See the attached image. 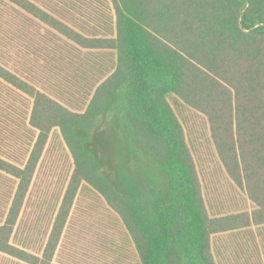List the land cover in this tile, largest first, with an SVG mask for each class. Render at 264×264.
<instances>
[{
  "label": "trees",
  "instance_id": "16d2710c",
  "mask_svg": "<svg viewBox=\"0 0 264 264\" xmlns=\"http://www.w3.org/2000/svg\"><path fill=\"white\" fill-rule=\"evenodd\" d=\"M114 61L72 109L0 65V77L32 98L37 131L27 160L0 158L17 180L0 226V251L28 264L54 253L79 187L120 218L140 264H217L214 235L264 225V0H109L111 36H86L30 0H6ZM174 94L202 113L228 178L250 211L208 213ZM58 128L73 171L40 256L10 242L50 131Z\"/></svg>",
  "mask_w": 264,
  "mask_h": 264
},
{
  "label": "rangeland",
  "instance_id": "374dc122",
  "mask_svg": "<svg viewBox=\"0 0 264 264\" xmlns=\"http://www.w3.org/2000/svg\"><path fill=\"white\" fill-rule=\"evenodd\" d=\"M30 1L86 36L112 35L109 0ZM113 61L112 51L84 49L0 0V65L68 107L85 106L90 89ZM167 100L183 127L208 213L218 217L250 211L248 197L228 178L216 155L204 115L172 93ZM31 105L32 98L0 77V156L15 164L27 159L36 138L29 124ZM72 171L71 154L53 128L16 222L15 234L27 237L28 247L39 240L45 245ZM14 184L0 174V207ZM56 249L55 261L61 264H140L120 218L86 184L72 201ZM212 251L217 264H264V225L216 234Z\"/></svg>",
  "mask_w": 264,
  "mask_h": 264
},
{
  "label": "crops",
  "instance_id": "0c3cea01",
  "mask_svg": "<svg viewBox=\"0 0 264 264\" xmlns=\"http://www.w3.org/2000/svg\"><path fill=\"white\" fill-rule=\"evenodd\" d=\"M28 156H29V154H28ZM28 156H27V158H28ZM0 158H3L5 160H7L5 157H2V156H0ZM7 161H9V160H7ZM25 161L18 162L17 165H21ZM0 174H5V173L2 172V171H0ZM6 175L9 176V177H11L13 180H15V184L11 187V189L9 190V193L7 192V198H6L5 202L3 201L2 206L0 207V226L2 225V223L5 220L6 214H7L8 210H9V207H10V204H11V201H12V198H13V195H14V192H15V189H16V185H17V180L15 178H13L12 176H10L8 174H6ZM15 230H16V225H15L14 230H13V233L11 235L10 242L14 246H16V247H18L20 249H24V250H26V251H28L30 253H33L35 255L40 256L41 253H42V251H43V248H44V242L42 240H39L38 243H37V241H35L34 244H33L34 245V248H30V247L27 246L28 238L27 237H22L21 238L18 234H15ZM212 241H213V237L211 239V247H212ZM55 255H56V251L54 253V258H53L54 260H53V262L55 264H61L60 262L55 261ZM0 264H28V263H26L24 261H21V260H19L17 258H14V257H12V256H10V255H8V254L3 253V252L0 251Z\"/></svg>",
  "mask_w": 264,
  "mask_h": 264
}]
</instances>
